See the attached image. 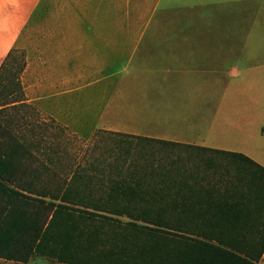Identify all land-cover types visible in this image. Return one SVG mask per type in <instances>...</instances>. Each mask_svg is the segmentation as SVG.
Returning <instances> with one entry per match:
<instances>
[{"label":"crops","instance_id":"obj_1","mask_svg":"<svg viewBox=\"0 0 264 264\" xmlns=\"http://www.w3.org/2000/svg\"><path fill=\"white\" fill-rule=\"evenodd\" d=\"M231 3L0 0V66L12 47L23 48L26 101L77 135L101 129L147 136L242 152L264 166L260 153L220 139L230 132V101L242 109L247 104L249 138L257 137V124L264 122V112H252L262 94L249 92L264 80L252 66L258 52L226 47L225 33L214 29ZM257 26L255 18L247 37L253 38ZM209 87L223 88L211 112ZM231 87L239 94H227ZM34 259L0 257V264Z\"/></svg>","mask_w":264,"mask_h":264},{"label":"trees","instance_id":"obj_2","mask_svg":"<svg viewBox=\"0 0 264 264\" xmlns=\"http://www.w3.org/2000/svg\"><path fill=\"white\" fill-rule=\"evenodd\" d=\"M25 64L24 50L14 46L0 66L1 258L259 264L264 254L263 165L242 152L197 146L231 157L236 173L245 176L225 173L221 188L197 179L191 184L183 178L149 183L109 177L110 163L67 155L79 135L26 101ZM102 133L119 139L139 136Z\"/></svg>","mask_w":264,"mask_h":264},{"label":"rangeland","instance_id":"obj_3","mask_svg":"<svg viewBox=\"0 0 264 264\" xmlns=\"http://www.w3.org/2000/svg\"><path fill=\"white\" fill-rule=\"evenodd\" d=\"M226 1H234L235 3L228 4L225 9L221 10L224 14L217 18L218 22L214 24V29L219 33H225L224 45L226 47H235V50L241 48V50L248 51L255 49L258 53L254 55V65L252 66H256L255 70L259 79H264V34L261 33L264 31V0H242V3L237 2V0ZM255 18L258 21V28L255 30L253 38L247 37ZM212 26L213 24L210 25V29H212ZM233 33H239L240 36H233ZM18 48L21 51L24 50L21 47ZM248 58L249 56L244 59L249 61ZM241 65V69L244 68L243 64ZM227 71L228 65L226 67ZM204 90H207V88H204ZM208 90L211 112V108L217 106L216 99L222 96L223 88L209 87ZM238 90L239 88L231 87L228 89L229 93L227 92V94L237 95L239 94L237 93ZM249 92L256 97L262 94L263 97L260 104L258 103L257 106L252 107V112H264V80H259L256 84L249 86ZM240 105L243 109L238 107L237 101H230L226 106V114L231 116V126L230 132L220 137L223 140L222 144L225 143L226 146L242 150L250 148L260 153L264 160V122H258L257 124V137L255 139L249 138L246 133L253 131V126H248L245 121V107L247 104L241 103ZM102 131L101 129L96 131L100 135L96 140H88L92 134H78V139L72 138L74 143L66 154L73 159H77V161L90 160L91 164L110 163L111 167L107 174L109 177L125 180L142 179L149 183H155V180L158 182L162 178L170 177L183 178L191 184L197 179L203 184L204 182H210V184L221 188L222 185L219 181L223 174L228 173L237 177L245 176L244 172L236 173V163L231 157L198 149L195 145L186 143L165 144L160 140L147 136L124 139L120 137L119 139L117 136L110 133L105 134ZM53 139L54 143L57 144L59 138L55 137ZM247 178L252 184V176L248 175ZM245 184L248 183L245 182ZM28 264L63 263L46 257H37ZM259 264H264V254Z\"/></svg>","mask_w":264,"mask_h":264}]
</instances>
